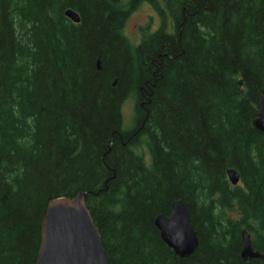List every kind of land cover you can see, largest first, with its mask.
<instances>
[{
  "label": "trees",
  "instance_id": "obj_1",
  "mask_svg": "<svg viewBox=\"0 0 264 264\" xmlns=\"http://www.w3.org/2000/svg\"><path fill=\"white\" fill-rule=\"evenodd\" d=\"M122 1L0 0V264H35L48 203L79 193L107 264H264L240 257L244 229L264 254V0H161L171 30L135 47L123 23L157 5ZM176 200L183 260L154 227Z\"/></svg>",
  "mask_w": 264,
  "mask_h": 264
},
{
  "label": "water",
  "instance_id": "obj_2",
  "mask_svg": "<svg viewBox=\"0 0 264 264\" xmlns=\"http://www.w3.org/2000/svg\"><path fill=\"white\" fill-rule=\"evenodd\" d=\"M64 15L73 24L80 23L79 15L71 9L66 10ZM97 70H100L98 61ZM252 127L263 136L264 142V96H259ZM226 177L232 187L239 184L237 171L228 170ZM154 227L161 241L177 258L187 259L196 251L198 239L188 211L180 200L172 203L168 216L155 218ZM241 241L240 257L244 262L264 261V254L252 247L250 234L246 230L241 232ZM35 264H107L99 231L86 208L84 193L72 199L62 198L48 203L41 222Z\"/></svg>",
  "mask_w": 264,
  "mask_h": 264
},
{
  "label": "rangeland",
  "instance_id": "obj_3",
  "mask_svg": "<svg viewBox=\"0 0 264 264\" xmlns=\"http://www.w3.org/2000/svg\"><path fill=\"white\" fill-rule=\"evenodd\" d=\"M157 5H150L146 2L141 3L135 12L130 15L124 25V36L132 46H138L144 35H150L163 28L166 32L171 30L170 23L165 17L162 18L160 10L163 11L161 0H154ZM156 7V6H155ZM133 101L128 100L122 107L123 129L129 130L132 127ZM143 146V145H142ZM139 147L137 153L146 154L144 147Z\"/></svg>",
  "mask_w": 264,
  "mask_h": 264
},
{
  "label": "flooded vegetation",
  "instance_id": "obj_4",
  "mask_svg": "<svg viewBox=\"0 0 264 264\" xmlns=\"http://www.w3.org/2000/svg\"><path fill=\"white\" fill-rule=\"evenodd\" d=\"M122 2H123L122 10H123V12H126V11L130 8V4L132 3V0H123ZM133 12H135V10H134ZM133 12H131V13L127 16L125 22L123 23L124 25H125V23H126L128 17H129L130 15H132ZM122 32H123V34H124V27H123V29H122Z\"/></svg>",
  "mask_w": 264,
  "mask_h": 264
}]
</instances>
